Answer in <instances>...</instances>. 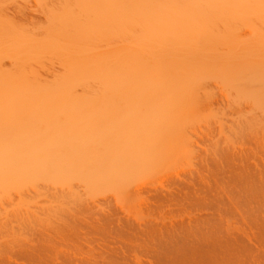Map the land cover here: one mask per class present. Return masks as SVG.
<instances>
[{"label": "bare ground", "instance_id": "bare-ground-1", "mask_svg": "<svg viewBox=\"0 0 264 264\" xmlns=\"http://www.w3.org/2000/svg\"><path fill=\"white\" fill-rule=\"evenodd\" d=\"M34 2H0V264H264V0Z\"/></svg>", "mask_w": 264, "mask_h": 264}, {"label": "rangeland", "instance_id": "rangeland-1", "mask_svg": "<svg viewBox=\"0 0 264 264\" xmlns=\"http://www.w3.org/2000/svg\"><path fill=\"white\" fill-rule=\"evenodd\" d=\"M15 1H16V2H15ZM34 1H35V0H0V2L3 3L1 6H4V7H1V9L3 8V9H4V12L7 13V14H5V15H7L8 18H9V17H10V18L13 17V18L11 19V22L14 23V22L17 20V21L15 22V24H19L18 26H22V25L25 26L24 23H26V22H27V23H31V24H27V23H26V25H28V26H25V27H27V28L29 27V25L32 27V24H33L34 22H36V23H37V22H38V23H39V22H42V23H43V21H44V15L41 14L42 12H40V10L37 8L36 3H35ZM33 3H34V4H33ZM1 9H0V10H1ZM3 9H2V12H3ZM20 9L23 10L24 13H23V11H21ZM37 9H38V10H37ZM2 12H0L1 15H3ZM21 12H22V13H21ZM8 13H9V14H8ZM25 13H26V14H25ZM22 14H23L24 16H23ZM10 15H11V16H10ZM25 15H26V16H25ZM14 17H15V18H14ZM23 17H24V18H23ZM26 17H27V19H25ZM20 22H21V23H20ZM36 23H34V24H36ZM42 23H40V24H42ZM34 24H33V25H34ZM37 25H38V24H37ZM8 52H9V51H8ZM9 53H10V52H9ZM9 53H7V54H9ZM5 54H6V53H5ZM7 54H6V56H5L4 53H3V56H5V58H3L2 54H0V63L2 64V66H5V67H10V64H11V67H12V66H13V65H12L13 62H12L11 60H13V59L10 60V57L8 58V55H7ZM6 57H7V58H6ZM48 63H50V62H48ZM56 64L59 65L58 63H56ZM56 64H55V68L57 69V67H56L57 65H56ZM45 65L48 66V65H50V64H47V61H46V62H45ZM52 65H53V67H54V64H52ZM50 66H51V65H50ZM59 67H60V66H59ZM59 69H60V68H59ZM211 83H212L211 86L213 85V86H212V87H213V88H212L213 90H212V89H211V90H212V91H215V92H217V93H218V91L220 92V90H216L217 88L219 89V87L217 86V84L215 85L214 82H211ZM213 83H214V84H213ZM215 87H216V88H215ZM214 89H215V90H214ZM228 104H229V103H228ZM246 104H247V103H246ZM220 105H221V104H220ZM224 105H227V104H224ZM249 105H251V104H249ZM249 105H248V106H244V107H246V108H243L244 110L246 109L245 112L247 111V109H248V111L251 110V109H249V108H252V106L250 107ZM218 106H219V105H218ZM218 106H216V107L218 108ZM234 106H237V105H235V104H234L233 106H229V105H228L227 108L230 107V109H231V111H232V107H234ZM221 107H222V108H225V107H223V104H222ZM221 107H220V110H221ZM217 108H216L215 110L219 111ZM234 108L236 109V107H234ZM234 108H233V109H234ZM230 109H229V110H230ZM235 109H234L233 112H232L233 114H234ZM237 110H239V109L237 108ZM237 110H236L235 112H237ZM225 111H226V114H227V110H225ZM248 111H247V113H248ZM221 113H222V112H221ZM221 113H220V115H221ZM224 113H225V112H224ZM228 113L231 114L230 111H229ZM237 113H238V112H237ZM237 113H236V114H237ZM249 113H251V112H249ZM249 113H248V114H249ZM236 114H235V116H236ZM224 115H225V114H224ZM228 115H229V114H227L226 116H228ZM229 116H230V115H229ZM259 118H260V117H259ZM261 118H262V117H261ZM263 121H264V119H263ZM263 123H264V122H263ZM202 133H203V132H202ZM202 133H201V132H199V133L197 132V135H199V134H201V135H200V137H199V136L197 137L196 135H195V136L199 139V138H201ZM203 135H204V134H203ZM196 137H194V138L197 139ZM253 147H254V146H252L251 148H253ZM256 147H257V145H255V147H254L255 150H256ZM261 147L264 149V146H263V145H261ZM251 148L249 149L250 152L253 151V149L251 150ZM257 148H258V147H257ZM255 150H254V152H253L254 154H255V152H256V153H259V154H257V155H259L260 157H264V156H263V155H264V154H263V153H264V152H263L264 150H262V149L260 148V146H259V150H258V149H257V151H255ZM260 150H261V151H260ZM261 152H262V153H261ZM253 153H252V154H253ZM185 168H186V167H185ZM188 169H189V167H188ZM188 169L186 168V169H183V170H185V171H189V172H190V171H192L194 168H192V170H190L191 167H190L189 170H188ZM179 171H180V169H179ZM181 172H184V171L181 170ZM159 177L163 178V183L160 182V181H157V184H156V185H157L158 187H162V186L164 185V187H165V186L168 184V183H167V181H168L167 178H168V177H166V176H164V177L159 176ZM165 177H166V178H165ZM161 178H159V179L161 180ZM164 178L167 179V180H165ZM160 183L163 184V185H161ZM166 183H167V184H166ZM159 185H160V186H159ZM144 186H145V185H144ZM147 187H150V185H146V186L143 188V193H140V191H139L138 193H140V194H138V193L136 192L137 194H134V196L132 195V197H138V200L134 201V203H135L136 206L139 204V202L143 203V204L140 203V205H139L140 208H142L141 205H144V204L146 203V201H148V200H147V198L149 197L148 195L151 193L150 191H148V192H149V193H148L147 190H146V191L144 190V189L147 188ZM144 191H145V192H144ZM147 196H148V197H147ZM142 197H143L144 199H145L146 197H147V198L144 200ZM140 198H141L142 200H141ZM135 199H136V198H134V200H135ZM114 201H116V199H115V200L113 199V204H114ZM144 201H145V202H144ZM183 202H184V201H183ZM183 202H182V203H183ZM187 202H188V201H186V203H187ZM132 203H133V202H132ZM137 203H138V204H137ZM148 203H149V201H148L146 204L148 205ZM177 203H180V202H177ZM182 203H180V204L183 206V208H181L180 205H176V206H177V209H176V206H174V208H173V205L175 204V202H174V204L172 203L173 205L167 203L168 205L165 204V205H160L159 207L156 206L157 208H156L155 206H151L150 204H149L150 206L148 205V206H149V207H148V206L145 204L146 206L144 205L143 208H142L143 211L139 209V210H140L139 212H131V213H132V214H133V213H135V214L137 213V214H136L137 216H135V214H134V216L136 217L135 219H137V217H139V216H141V215H144V218H145V215H146L148 218H149L150 216H151V217L153 216V218L156 217V216H158V217H160V218H159L160 220H161V218L164 217L163 219H165V217H166L167 220L165 219L166 221H165V220H164V221H165V222H168V220L170 221V220L173 218V217H172L173 215H175V219H176V213H178V214H177V218H178V217H179L178 215H179V214H180V215L182 214V213H181L182 210H184V211L189 210V211H192V212H194V210L197 211V209H194V208H195V206H193L194 204H189L190 202L187 203V204H189V205H187L185 202H184L183 204H182ZM115 204H116V207H118V206L120 207V206L122 205V204L120 205V202H119V203L115 202ZM132 205H133V204H132ZM185 205H186V206H185ZM190 205H191V206H190ZM139 206H138V207H139ZM162 206H163V207H162ZM122 207H123V206H122ZM138 207H137V208H138ZM184 207H185V209H184ZM187 207H188V208L191 207V209H193V210H191L190 208L188 209ZM192 207H193V208H192ZM123 208H124V207H123ZM179 208H180L181 211L179 210ZM196 208H197V207H196ZM118 209H119V208H118ZM120 209H121V207H120ZM121 210H122V209H121ZM134 210H135V209H134ZM134 210L132 209V211H134ZM173 210H174V211H173ZM130 211H131V210H130ZM136 211H137V209H136ZM141 211H142V214L140 213ZM179 211H180V212H179ZM184 211H182V212L184 213ZM198 211H199V210H198ZM198 211H197V212H198ZM122 212H124V210H122L121 213H122ZM125 212H127V211H125ZM125 212H124V213H125ZM144 212H145L146 214H145ZM124 213H123V214H124ZM138 213H140L139 216H138ZM187 213H188V212H185L186 215H187ZM194 213L197 214L196 212H194ZM127 214H128V213H127ZM127 214L125 213L126 216H127ZM129 214H130V212H129ZM132 214H130V215H128V216H131V217H132V216H133ZM161 214H162V215H161ZM188 214H191V212L188 213ZM154 215H156V216H154ZM191 215H193V214H191ZM191 215H190V216H191ZM134 216H133L132 218H134ZM181 216H182V215H181ZM78 217H79V216H78ZM78 217H76V220L78 219ZM81 217L83 218V216H80L79 218H81ZM147 217H146V218H147ZM151 217H150V219H152ZM182 217H186V216L183 215ZM182 217H179V218H182ZM188 217H189V215H188ZM169 218H170V219H169ZM173 219H174V218H173ZM187 219H188V218H187ZM77 221H80V220H77ZM82 221H84V220L82 219ZM80 222H81V221H80ZM169 223H170V222H169ZM52 224H53V225L47 226L49 231H46L47 228L44 229L45 232H47V234H48V232H49V233L52 235V232L54 231V234H55V235L53 234L52 236H55V237H56V234H58V236H59V234L63 231V230H62V231L60 232V229H59V228H60L61 226H60V227L58 226L60 223L58 224V222H53ZM57 224H58V225H57ZM60 225H61V224H60ZM56 226L59 227V228L57 227V228H58L57 230H59V233H58V231H56V230L54 229V227L56 228ZM63 227H64V226H63ZM63 227H62L61 229H63ZM65 229H66V228H64V231H65L66 233H64V234H65L66 237H68V238L65 237L66 240L68 239V240H67L68 242L71 241L70 243H72V245H74V247L79 248V249H81L82 251H85V252H86V251L89 250L90 247L88 246L87 242L85 243V241H84L83 239H81V238L79 239V238H78L73 232H71V231H69V230H67V229L65 230ZM55 231H56V232H55ZM64 231H63V232H64ZM45 232H44V233H45ZM63 232H62V233H63ZM62 233L60 234V236L62 235ZM50 234H48V235H50ZM64 234H63V235H64ZM51 235H50V236H51ZM63 235H62V236H63ZM52 236H51V237H52ZM58 236H57V237H58ZM82 240H83L84 242H83ZM65 242H66V241H65ZM65 242H62V243L64 244ZM60 243H61V242H60ZM60 243H59V244H60ZM70 243H69V244H70ZM84 243H85V244H84ZM86 244H87V245H86ZM59 246L62 247V245H59ZM84 246H85V247H84ZM83 247H84L86 250H85ZM86 247H87V248H86ZM59 248H60V247H59ZM83 249H84V250H83ZM87 249H88V250H87ZM60 250H61V249H60Z\"/></svg>", "mask_w": 264, "mask_h": 264}]
</instances>
